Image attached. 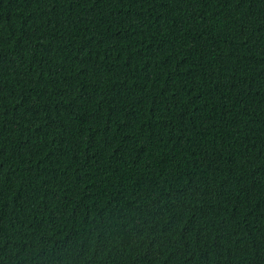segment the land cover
I'll use <instances>...</instances> for the list:
<instances>
[{
    "label": "trees",
    "instance_id": "obj_1",
    "mask_svg": "<svg viewBox=\"0 0 264 264\" xmlns=\"http://www.w3.org/2000/svg\"><path fill=\"white\" fill-rule=\"evenodd\" d=\"M0 264H264V0H0Z\"/></svg>",
    "mask_w": 264,
    "mask_h": 264
}]
</instances>
